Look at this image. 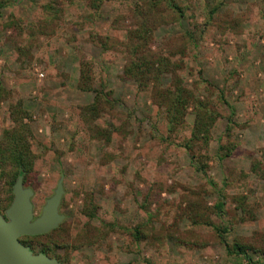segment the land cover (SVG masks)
Instances as JSON below:
<instances>
[{"label":"rangeland","instance_id":"obj_1","mask_svg":"<svg viewBox=\"0 0 264 264\" xmlns=\"http://www.w3.org/2000/svg\"><path fill=\"white\" fill-rule=\"evenodd\" d=\"M175 2L184 17L165 2L152 9L151 0H102L98 11L90 0H13L0 9V140L20 103L35 155L26 181L22 175L35 217L62 176L65 189V219L28 240L35 253L45 248L63 264H264V175L253 169L264 168V0ZM143 20L153 29L144 54L170 57L219 114L207 153L195 147L208 176L178 145L195 113L170 132L155 82L139 88L125 72L129 31ZM173 76L165 72L163 86ZM93 103L96 116L85 110ZM231 143L235 150L219 160V145ZM7 178L2 214L14 198L12 186L7 206ZM225 240L256 263L230 254Z\"/></svg>","mask_w":264,"mask_h":264},{"label":"trees","instance_id":"obj_2","mask_svg":"<svg viewBox=\"0 0 264 264\" xmlns=\"http://www.w3.org/2000/svg\"><path fill=\"white\" fill-rule=\"evenodd\" d=\"M154 1L156 3L151 6L152 9H155L159 3L165 2L173 8L174 11L178 12L181 17L185 16L183 8L179 5V3L175 2V0H151V3ZM12 2L13 0H0V9L10 6ZM101 3L102 0H90V5L96 11L99 10ZM152 32L153 29L149 26L147 20H143L142 27L139 26L129 31L130 59L125 65V72L127 75L136 80L139 84V88H144L147 80L151 79L155 82L152 93L153 99L157 104L165 108L170 132H175L178 129V126L184 123V118L190 109L195 113V120L191 129L190 137L185 139L182 144L178 143V145L185 147L188 150L191 158L197 162V170L203 172L205 176H208V159L197 155L195 147L196 145H199L201 147L200 150L204 148V151L207 153L212 140V127L219 114L215 110L210 109L208 101L202 99L200 96H196L194 91L184 84L180 76L176 74V69H174L176 62H173L170 57L163 54L148 56L144 54V51H148V49H145L150 42ZM187 34L192 37L190 32H187ZM87 64L88 63L85 62V65ZM165 72H171L172 75H174L172 83L168 87L163 86L162 84V75ZM85 73L88 72L85 71ZM81 87L89 89L88 85ZM3 90L4 88L0 85V92H4ZM221 97L230 108H233L224 96ZM96 101H98V103L101 101L100 93H98L95 98L94 102ZM95 107L96 105L93 103L91 106L86 107L85 110L88 113L91 111L90 113H92L93 116H96L98 112H96ZM26 114L27 113L23 110L20 103L12 106L11 115L13 117L12 119L15 123V127L12 129H6L4 131L3 139L0 140V181L3 178L8 177L6 179L7 192L9 194L7 206L11 202V198L13 196L12 186L17 177L19 175H23L24 181H26L30 172L33 170L35 155L31 150L28 139L30 130L28 125L23 122ZM233 114L234 110L232 109L231 116L229 117L230 126L235 123L233 121ZM230 126L227 127L228 132H230L232 128ZM110 134V131H107L106 129H102L99 132V135L104 137L106 140H110ZM235 148L236 143H231L230 146L220 144L217 158L221 161L225 160V158L231 155ZM9 166L10 168L8 169ZM253 169H257L262 176L264 175V168L254 165ZM217 208L220 212L219 214H222L224 202H219L217 204ZM86 214L90 217H94L96 215V205L92 209L86 211ZM217 230L221 231L218 227ZM138 232L139 230L137 233ZM33 238V236H22L20 239L24 244L29 245L28 240ZM224 242L226 243L227 250L230 254L242 256L247 263H256L253 261V257L250 256L247 248L240 243H235L231 246L226 240ZM39 252L48 253L45 248H42ZM261 262L262 261H258V263Z\"/></svg>","mask_w":264,"mask_h":264},{"label":"water","instance_id":"obj_3","mask_svg":"<svg viewBox=\"0 0 264 264\" xmlns=\"http://www.w3.org/2000/svg\"><path fill=\"white\" fill-rule=\"evenodd\" d=\"M13 193V201L5 214L0 212V264H63L43 252L35 253L20 239L48 233L63 222L65 215L59 209L65 193L63 176L37 217L32 203L34 191L24 186L22 175L17 177Z\"/></svg>","mask_w":264,"mask_h":264},{"label":"flooded vegetation","instance_id":"obj_4","mask_svg":"<svg viewBox=\"0 0 264 264\" xmlns=\"http://www.w3.org/2000/svg\"><path fill=\"white\" fill-rule=\"evenodd\" d=\"M2 212V211H1Z\"/></svg>","mask_w":264,"mask_h":264}]
</instances>
